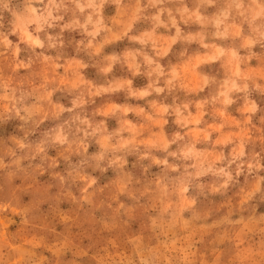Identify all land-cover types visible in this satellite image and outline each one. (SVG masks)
I'll return each mask as SVG.
<instances>
[{
	"label": "clouds",
	"instance_id": "obj_1",
	"mask_svg": "<svg viewBox=\"0 0 264 264\" xmlns=\"http://www.w3.org/2000/svg\"><path fill=\"white\" fill-rule=\"evenodd\" d=\"M0 264H264V0H0Z\"/></svg>",
	"mask_w": 264,
	"mask_h": 264
}]
</instances>
